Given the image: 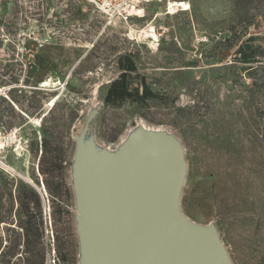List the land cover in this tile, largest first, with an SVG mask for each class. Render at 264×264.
Here are the masks:
<instances>
[{
    "label": "rangeland",
    "instance_id": "1",
    "mask_svg": "<svg viewBox=\"0 0 264 264\" xmlns=\"http://www.w3.org/2000/svg\"><path fill=\"white\" fill-rule=\"evenodd\" d=\"M172 1L123 23L86 0H0V264L80 263L78 141L115 153L138 125L181 151L183 217L231 264H264V0ZM148 26L157 42L129 36ZM124 57L154 98L109 107Z\"/></svg>",
    "mask_w": 264,
    "mask_h": 264
},
{
    "label": "water",
    "instance_id": "2",
    "mask_svg": "<svg viewBox=\"0 0 264 264\" xmlns=\"http://www.w3.org/2000/svg\"><path fill=\"white\" fill-rule=\"evenodd\" d=\"M79 264H231L210 227L178 209L181 151L160 133L97 154L78 141Z\"/></svg>",
    "mask_w": 264,
    "mask_h": 264
},
{
    "label": "trees",
    "instance_id": "3",
    "mask_svg": "<svg viewBox=\"0 0 264 264\" xmlns=\"http://www.w3.org/2000/svg\"><path fill=\"white\" fill-rule=\"evenodd\" d=\"M118 68L120 71L119 76L106 88L103 99V103L106 106L116 107L123 102L145 104L148 100L154 98L152 91L148 88L143 79H140L136 86L131 85L129 78L131 75L136 73V69L132 61H130L127 57L121 58L118 60ZM258 80H261V83L264 84V77H261ZM254 82L256 83L257 80L255 79ZM17 203L19 211H21L27 221L28 219L30 220L32 218L33 211V208L31 207L32 202L28 201V199H24L19 200ZM26 225L25 235L27 246L31 248L34 246V243L32 242L33 232L31 231L32 229L30 227L29 221L26 223ZM30 251L32 250L30 249ZM35 258L36 255H32L27 264H41L37 263Z\"/></svg>",
    "mask_w": 264,
    "mask_h": 264
},
{
    "label": "built area",
    "instance_id": "4",
    "mask_svg": "<svg viewBox=\"0 0 264 264\" xmlns=\"http://www.w3.org/2000/svg\"><path fill=\"white\" fill-rule=\"evenodd\" d=\"M46 3H54L56 0H43ZM92 5L101 15L108 21H118L127 23L132 19H140L144 16L145 8L151 4H164L165 14L171 15L170 6L175 2L172 0H86ZM157 40L160 39L164 33V29L160 26H152L150 31Z\"/></svg>",
    "mask_w": 264,
    "mask_h": 264
},
{
    "label": "bare ground",
    "instance_id": "5",
    "mask_svg": "<svg viewBox=\"0 0 264 264\" xmlns=\"http://www.w3.org/2000/svg\"><path fill=\"white\" fill-rule=\"evenodd\" d=\"M171 10H172V5L170 6V11H171ZM160 13H161V12H160ZM151 29H152V26H148V27L142 29L141 31H137V30H135V29L129 27V30H130V32H129V36L132 37V38H138V37H139L138 34H139V35H140L139 38H145V39H146V38H150V39L153 41L152 43L157 42V38H156V36H155L153 33L150 32ZM152 43H150V45H153ZM156 44H157V43H156ZM150 47H151V46H150ZM159 133H160V132H159L158 130L149 129V128H147V127L144 126V125H138V126L136 127V129H135L134 131H132V132L128 135L126 141H128V140H130V139L137 138V137L153 136V135H157V134H159ZM5 139H8V138H2V137L0 136V151L4 148V145H5V144H3V142H4ZM7 141H8V140H7ZM7 141H6V142H7ZM6 144H7V143H6ZM95 153L101 155V153H98V152H95ZM18 155H19V154H18ZM16 156H17V155H16ZM17 157H18V156H17ZM26 165H27V164H26Z\"/></svg>",
    "mask_w": 264,
    "mask_h": 264
}]
</instances>
